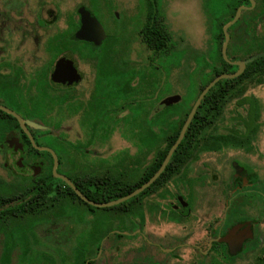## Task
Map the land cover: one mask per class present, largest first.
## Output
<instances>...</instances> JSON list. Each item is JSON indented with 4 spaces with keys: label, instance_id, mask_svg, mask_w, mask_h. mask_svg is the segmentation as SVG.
I'll return each mask as SVG.
<instances>
[{
    "label": "flooded vegetation",
    "instance_id": "af4514ba",
    "mask_svg": "<svg viewBox=\"0 0 264 264\" xmlns=\"http://www.w3.org/2000/svg\"><path fill=\"white\" fill-rule=\"evenodd\" d=\"M241 2L238 8L252 5L251 0ZM254 9L259 12L243 15L244 11ZM263 16L264 0H255L252 8L242 10L238 21L258 23L264 21ZM78 19L80 26L79 14ZM41 20L43 26L52 22ZM75 22L70 21L69 28L55 35L70 32L71 28L75 35L79 28ZM144 22L169 25L157 15H148ZM51 38L44 48L30 49L37 51L36 54H14L10 48L0 47V264H170L172 254L182 247L197 250L193 264H233L229 262L256 249L260 252L256 262L264 264L263 102L253 94L246 95L260 109L253 124L247 126L238 122L241 117L250 119L249 102L241 105L246 107V112L235 115L232 126L216 129L221 135H232L233 144L217 148L197 145L190 159L175 161V167L167 169L169 162L153 183L136 194L131 210L127 211L125 201L120 203L122 208L109 219H117L116 223L123 228L112 229L110 233L131 235L133 255L121 258L109 255L110 243H115L109 241L110 233L103 237L100 245L89 239L94 226H101V217L92 221L86 233L78 232L77 219L83 222L85 213L91 214L96 208H80L77 200L70 198L68 187H72L53 173V154L37 145L55 150L57 171L69 177L79 189H97L100 184L101 193L109 189V181L103 178L108 172L112 179L117 177V189H124V177L120 174L128 163L125 157L129 155L119 151L112 165H104L102 176L93 178L87 173L72 176L75 163L70 148L86 153L88 150L84 148L91 144L66 143L56 132L60 124L52 121L69 111L79 114L83 120L102 114L107 122L108 72L83 57L90 62L86 73L76 62V54L80 53L48 47ZM139 39L141 41L140 36ZM249 39L245 37L242 42ZM41 51L45 55L43 59L32 58ZM64 56L74 60L81 75L79 81L53 78L56 63ZM7 109L26 121L25 126ZM86 127L91 136V127ZM119 129L117 126L112 131ZM94 132L105 141L109 134L108 124L102 129L96 127ZM165 148V144H134L131 164L135 190L161 168L164 160L157 159V152ZM66 157H69L68 163ZM51 171L53 176L49 174ZM45 195L49 199L47 208H44ZM67 199L71 206L61 207L69 205ZM62 200L66 202L61 203ZM240 224L243 227L236 236L244 240L240 249L232 254L230 243L219 239ZM195 232L198 237L192 241ZM77 236L83 237L77 239ZM118 244L124 248V243Z\"/></svg>",
    "mask_w": 264,
    "mask_h": 264
},
{
    "label": "rangeland",
    "instance_id": "374dc122",
    "mask_svg": "<svg viewBox=\"0 0 264 264\" xmlns=\"http://www.w3.org/2000/svg\"><path fill=\"white\" fill-rule=\"evenodd\" d=\"M227 2L230 3V0ZM81 4L88 6L101 22L108 36L117 35L120 38L119 48L122 51H119V55H125L123 53L130 49L129 55L133 60L134 68L146 73L148 82L142 89L140 97L136 99L138 101L144 99L148 102L145 107L151 112L148 118L155 114V110H161L158 106L166 97L179 95L183 98L187 95L188 87L195 90L196 82L204 78L202 70L208 63L207 61H212L219 55L216 35L219 24L229 13L226 14L227 7L224 8V0H0V47L10 48L14 54L23 52L36 54L37 51H30V49L44 48L46 41L56 32L69 28V22H75V19H78L76 11ZM148 15H157L163 21L168 22L173 33L171 50L167 55L156 58L154 62L155 66L159 67L157 74L152 72L148 62L149 51L140 41L138 34ZM41 19L52 22L43 26ZM259 24L263 32L264 21L261 20ZM245 25L243 23L234 30L236 37L233 40L230 35L228 57L236 56L238 60H242L264 49V32L262 37L256 41L249 39L242 42V31ZM81 56V54H76L77 65L88 73L87 65L90 62ZM44 57L42 51L32 56L33 59ZM152 83L158 85L152 88ZM193 89L189 91L193 93ZM247 94H253L263 102L264 122V84L252 85ZM245 112V106H241L236 100L230 102L225 109L224 116L217 122V128L224 130L232 126L234 116L239 113L245 114ZM52 123L60 124L56 132L60 133L66 143L88 145L90 134L79 114L66 111ZM262 128L264 130V123ZM128 135L126 137L125 132H122L120 128L111 131L105 141L98 136L95 137L91 146L84 148L88 150L86 153L70 148L75 163L72 176L79 173L102 174L106 169L104 165H112L114 156L119 151H125L126 155L133 153L134 144L137 142L131 138L129 133ZM128 149L131 150L130 153L127 152ZM105 159L107 162L104 161ZM77 205L80 208H86L82 203L77 202ZM121 206L117 204L109 208L96 207L91 214L85 213L83 222L77 219L79 221L78 232L86 233L92 221L99 217L103 218V222H100L103 230L122 229L123 227L116 223L117 219H112L113 221L109 219L113 218L112 214L121 209ZM44 236L47 237L46 231ZM82 237L77 236L76 238ZM197 237L198 233L195 232L191 240L194 241ZM111 238L125 244L123 251L118 255L120 258L129 255L128 251L134 246L131 237L119 239L111 234ZM259 253L258 249L248 251L229 263H255ZM197 254L194 248L182 247L172 254L170 264H193Z\"/></svg>",
    "mask_w": 264,
    "mask_h": 264
},
{
    "label": "trees",
    "instance_id": "16d2710c",
    "mask_svg": "<svg viewBox=\"0 0 264 264\" xmlns=\"http://www.w3.org/2000/svg\"><path fill=\"white\" fill-rule=\"evenodd\" d=\"M224 0V5H227V17L219 24L218 33L216 35L218 41V52L219 55L212 61H207L204 70V78L199 79L197 86L193 88L188 87L186 96L183 97L182 101L179 103L172 104L167 107L161 108V110H155V114L148 118L150 111L146 110L148 102L144 99L138 101L136 98L140 97L142 89L148 82V77L144 71L134 68L132 59L129 55L130 49L127 50L125 55H119V51H122L120 47V38L117 35L108 36L100 45H96L93 42H88L80 40L75 37L72 28L70 32L63 34L58 33L54 35L48 42V47L57 48L60 51L63 49H70L72 51L80 53L85 59L91 61L95 65H99L101 70H107L108 81H109V109L107 122L106 118L102 114H98L93 118H84L83 122L86 126H90L92 129V134L89 137L87 144H92L95 137H100L101 135H96L94 132L96 127L102 129L105 124H108V132L110 133L113 128L120 126L122 132H125V136L131 135V138L135 140L138 144H165L166 148L157 152L159 156L157 159L161 162L165 159L169 149L177 140L180 131L187 119L196 99L202 92V90L218 75L223 73H234L238 66L234 65L224 59L222 54V46L225 40V34L223 27L231 21L238 9V5L241 4V0ZM88 7V6H87ZM225 8V7H224ZM77 12V11H76ZM252 13L259 12L258 9L253 11H244L243 15H248ZM93 13V12H92ZM78 14V13H77ZM151 16V15H149ZM76 23V27L79 26V19ZM258 23L246 24L244 30L242 31V40L245 37H250V40L256 41L258 38L262 37L263 32L259 28ZM241 21H237L234 25L229 28V33L231 39L236 37L235 29L239 25H242ZM72 26V23H71ZM139 36L141 42H143L149 51L148 62L152 68V72L157 74L159 72V67L155 66L154 62L156 58L163 57L171 50V41L173 39V33L170 26L165 23H144L141 26ZM264 50V49H263ZM262 50V51H263ZM82 51V52H81ZM84 52H86L84 54ZM232 60H238L236 56L229 57ZM203 74V73H202ZM135 83V84H133ZM264 84V57L259 58L247 65L245 71L235 78L221 79L218 81L206 94L202 100L182 142L178 148L173 153L170 163L167 169L175 167L174 162L180 160L190 159L191 155L196 152V146L200 144L210 145L211 147H220L222 145L233 144L232 135L229 133L221 135L217 133V122L224 116L225 109L227 105L233 100H237L240 105H245L250 102V119L241 117L239 123L247 124L250 126L255 122L259 116L260 109L257 107L254 101L248 99L247 91L253 85ZM150 85V82H149ZM158 84H151L152 88H155ZM193 89V93L189 90ZM190 95V96H189ZM142 97V96H141ZM164 108H166L164 110ZM163 109V110H162ZM126 111H128L126 113ZM236 119V116H234ZM127 132H126V131ZM127 134V135H126ZM109 135V134H108ZM129 138V137H128ZM130 138V139H131ZM128 153H130L128 151ZM48 154H50L48 152ZM51 155V154H50ZM128 155V154H127ZM184 155V156H182ZM186 155V157H185ZM53 160V157L51 155ZM66 162L68 163L69 157H66ZM133 157L131 153L129 156L125 157V161L128 162L124 165L123 171H121V177H124V189H117V177H113L108 173L103 174L104 180H107L109 189L106 193H101V185L98 188H91L90 190L81 187L80 190L87 195L90 199L98 202H106L123 197L133 190H135V183L132 179L134 176V169L131 164ZM156 168H154V171ZM53 176L52 171L49 173ZM152 173L148 174V177ZM89 176L97 177L99 174H88ZM102 176V174H100ZM164 175V174H163ZM119 176V175H117ZM113 186V189L111 187ZM68 191L71 193V199L77 200V202L82 203L86 208H96L78 196L75 191L68 187ZM103 195V196H102ZM63 196H60L62 198ZM134 197L125 201L123 204L127 205V211L131 210L132 202ZM44 208L49 207V199L45 195L44 197ZM66 202L62 200L61 203ZM67 203L70 201L67 199ZM34 207L36 205H33ZM71 206L62 204L61 207ZM96 224V223H95ZM111 230H103L101 226H94L90 238L94 241L95 245H100L103 237L110 233ZM112 235L117 236L121 239L122 237H131V235H122L120 233H114ZM109 241H114L109 247V253L113 255H119L123 251V247L120 248L118 242L109 236ZM121 242V241H120ZM118 245V246H117ZM124 245V244H123ZM95 254V252H93ZM129 255H133V249L128 251ZM251 264H263L262 262H256Z\"/></svg>",
    "mask_w": 264,
    "mask_h": 264
},
{
    "label": "water",
    "instance_id": "95a60500",
    "mask_svg": "<svg viewBox=\"0 0 264 264\" xmlns=\"http://www.w3.org/2000/svg\"><path fill=\"white\" fill-rule=\"evenodd\" d=\"M251 2H252L251 7L240 6L237 9L234 18L231 21H229L223 28V31L225 34V40H224V43L222 46L223 57L228 62H230L234 65H237L238 69L234 73H223V74L216 76L202 90V92L200 93V95L196 99L187 119L185 120V123H184V125L180 131V134H179L177 140L174 142V144L169 149L161 168L142 187H140L136 190H133L129 194H127L123 197L114 199V200H110V201H106V202H98V201L92 200V199L88 198L83 192H81L80 189L70 180L69 177H67L66 175L61 174L57 171L58 156H57V153L55 152V150L50 148V147H47V146H38L37 145L38 148L48 150L53 154V156H54V166H53L54 175L64 179L76 191V193L83 200H85L89 204L96 206V207H111V206L120 204L124 201H127V200L133 198L136 194H138L144 188H146L151 183H153L159 177V175L162 173V171L167 166V164L170 162V159H171L173 153L175 152V150L178 148V146L182 142V140H183V138H184V136H185V134H186V132H187V130H188V128H189V126H190L201 102H202V100L204 99L206 94L210 91V89L221 79H229V78L238 77L239 75H241L245 71L248 64H250L251 62H253L259 58L264 57V51L253 54V55H251L245 59H242V60H231L228 57V45L230 42L229 28L239 20L243 9L252 8L255 5V0H251ZM77 13L80 16V26L77 29V32L75 34L76 38H78L80 40L88 41V42H93L96 45L102 44V42L108 37V35H107L103 25L101 24V22L98 20V18L85 5H80L77 8ZM263 18H264V16H263ZM53 78L54 79L64 78L65 80H68L69 82H74V81H79L81 79V75L79 74V71L74 64V60L72 58H68V57L64 56V57H61L57 61L56 68H55V71L53 73ZM181 98L182 97L179 95L166 97L165 99H163L161 101L158 108H160V107L162 108L164 106H169V105L178 103V102H180ZM7 110H9V109H7ZM10 112L14 113L17 116V118L19 119V121L21 122V124L23 126H25L26 121H24L15 112H13V111H10ZM30 136H31L33 143L35 144L34 139H33L31 134H30ZM242 227H243L242 224L236 225L228 234H226L224 237L219 239L220 241H225V242L230 243V245L232 246V249H231L232 254H235L240 249V247L242 246L244 239L242 237H239V235L236 236L237 233H239V231L242 229ZM124 233L127 234V232H124Z\"/></svg>",
    "mask_w": 264,
    "mask_h": 264
}]
</instances>
